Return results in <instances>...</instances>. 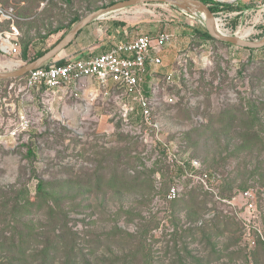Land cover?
<instances>
[{
    "label": "rangeland",
    "instance_id": "rangeland-1",
    "mask_svg": "<svg viewBox=\"0 0 264 264\" xmlns=\"http://www.w3.org/2000/svg\"><path fill=\"white\" fill-rule=\"evenodd\" d=\"M117 1L0 0V31L12 20L20 31V54L0 53V71L27 64L75 18ZM247 5L236 29L235 14L214 15L219 31L261 40L264 0ZM198 22L165 2L140 4L90 22L81 44L76 37L67 48L76 55L95 45L96 54L134 33L173 31L145 85L154 129L113 84L45 91L27 87V74L0 78V243L15 235L10 255L37 264L32 255L48 247L50 264H264V49L201 40ZM178 159H196L191 172L217 175L219 187L182 176ZM40 179L66 182L52 190L56 202L41 198L14 221L3 206L15 196L8 191L27 187L35 201ZM172 185L181 188L176 199Z\"/></svg>",
    "mask_w": 264,
    "mask_h": 264
},
{
    "label": "built area",
    "instance_id": "built-area-1",
    "mask_svg": "<svg viewBox=\"0 0 264 264\" xmlns=\"http://www.w3.org/2000/svg\"><path fill=\"white\" fill-rule=\"evenodd\" d=\"M222 3L238 5L239 0H215ZM233 12L232 14H238ZM0 15L7 16L0 7ZM201 23L203 21L200 20ZM20 31L12 20L9 29L0 31V52L18 55V37ZM176 35L171 30L158 34L138 33L98 54L83 57H68L64 63L52 62L43 64L28 72L26 86L29 88L56 91L61 89H80L85 83L93 81L101 86L110 84L121 87L130 100L140 110L143 123L154 129L156 121L153 116V102L145 85L148 77L162 64L164 52ZM176 167L182 176L196 179L207 190L214 191L219 187L221 179L212 173L204 172L195 175L191 171L198 168L196 159H178ZM179 185H172L169 199H176L180 195ZM252 206V205H251Z\"/></svg>",
    "mask_w": 264,
    "mask_h": 264
},
{
    "label": "trees",
    "instance_id": "trees-1",
    "mask_svg": "<svg viewBox=\"0 0 264 264\" xmlns=\"http://www.w3.org/2000/svg\"><path fill=\"white\" fill-rule=\"evenodd\" d=\"M42 1H44V0H41V2ZM202 1L209 6L210 10L213 12L214 15H218L220 13L239 12L238 14L231 17L232 19H231L230 25H231L232 29H236L238 24H240V21H241L240 19H241L243 12L245 10V8L243 9V7H241V5L222 3V2L215 1V0H202ZM67 2H70V0H67ZM79 20H80L79 17L75 18L72 21V23L68 29H71ZM61 28L55 29V30H53V32H57L58 30H61ZM192 28L195 31V35H198L201 38V40H204V41L215 40V38L210 35V33L207 30V27L204 23L198 22L197 24H194ZM64 36L65 35H61L59 37V39L56 41V43L60 39H62ZM225 43L231 44L228 42H225ZM262 48L264 49V47H262ZM49 49L50 48H48L46 50L38 51L34 55L32 60L43 55ZM247 49H249V48H247ZM250 50H254V49H250ZM26 52H27V47H24V51H23V53L25 54L24 56H26ZM64 62H65V60L62 59V60L58 61V64H62ZM50 63H52V60L49 61L47 64H50ZM29 154L30 155L34 154V151L31 148H29ZM65 182L66 181H62V180H60V181L59 180L49 181V180H44V179L38 180V183L36 186V200L35 201L31 200V197L29 195V189H27V187H22V188L16 190L14 188V185H13L11 187V189L8 191V193H15V196L13 198L10 197V198L6 199L5 201H3L4 202L3 206L7 207L9 213L11 214V218L17 222V221H19V219L25 218V216L27 214H29V212H30L28 210L29 206L35 205L37 203V201L40 200L41 198H44L47 196V197L52 198L56 202L57 199H54V197H51L53 194L52 190H55V187H62ZM57 183L59 184V186H57ZM21 193L23 194V196L20 197ZM47 205H48V208L50 210H53L52 205H49V204H47ZM22 210H23V212H22ZM10 241H11V243H7V244L0 243V245H3L1 250H7L6 254L2 255L0 253V264H15V262H18L20 264H22V263L25 264L26 260H27L26 253H22V255L26 256L24 260L23 259H17L15 257H13V255H10L11 251L14 250V248H16L15 244H14L16 242L15 235L10 236ZM17 248H19V245H17ZM47 248L48 247H45L40 252V254L37 255L36 257L34 254L32 255L35 261H37L36 258L39 257L40 261L37 264H50V262L52 263L54 261L53 257H51V255L49 253V249H47ZM54 249L56 251H58V249H59L58 243H57V247H55ZM17 252H19V251H17ZM49 259H51V260H49Z\"/></svg>",
    "mask_w": 264,
    "mask_h": 264
},
{
    "label": "water",
    "instance_id": "water-1",
    "mask_svg": "<svg viewBox=\"0 0 264 264\" xmlns=\"http://www.w3.org/2000/svg\"><path fill=\"white\" fill-rule=\"evenodd\" d=\"M152 2H165L175 7H178L179 9L189 13L193 17H198L206 25L210 35L219 41L228 42L233 45L245 47L249 49H258L264 47V35L261 40L252 41L249 39H245L241 36H238L236 34H228L217 30L214 23V19H215L214 14L210 10L209 6L205 4L202 0H120L108 6L101 7L91 12L83 19L79 20L62 39H60L54 46H52L43 55L37 57L36 59L28 62L27 64L17 69L10 71H0V78L5 79V78L22 77L28 74L29 71L49 62L54 57H56L63 49L69 46L74 40V38L77 36V34L90 22L126 7H131L140 4H148ZM187 4H194L199 6L203 10V12H205L206 17H202L198 14L193 13Z\"/></svg>",
    "mask_w": 264,
    "mask_h": 264
},
{
    "label": "crops",
    "instance_id": "crops-1",
    "mask_svg": "<svg viewBox=\"0 0 264 264\" xmlns=\"http://www.w3.org/2000/svg\"><path fill=\"white\" fill-rule=\"evenodd\" d=\"M248 2H249V0H242L241 1V7H243V9L245 8V10H244V12H243V14H245L246 12H248L249 10H248ZM252 7V6H251ZM249 8L250 10L252 9V8ZM252 10H254V9H252ZM80 33V32H79ZM78 33V34H79ZM78 34H77V39L75 40V42H79L78 44H81V42H80V40H79V38H80V36L78 37ZM136 34H138V33H136ZM81 35V34H80ZM133 35H135V33L134 34H132L130 37H132ZM75 37V38H76ZM74 38V39H75ZM129 38V37H128ZM125 40V39H124ZM106 41H108L107 39L106 40H104L103 41V44L104 43H106ZM74 42V40L72 41V43L69 45V46H71L72 45V47L74 46V44L75 43H73ZM69 46H67L65 49H63L62 51L64 52V53H59L56 57H58V60L57 61H55L56 63H58V61L59 60H66L67 59V57L66 56H69V55H71V54H73V53H71L72 51H71V48H69V49H67ZM95 48V45L93 46V45H91V46H81V51L80 52H78V54H76V55H71L70 57H83V56H87V55H90V54H93L92 53V50ZM109 48V47H108ZM107 50V49H106ZM0 53H2V52H0ZM165 53V52H164ZM60 54H62V55H60ZM96 54H98V53H96ZM56 57H54L53 59H55ZM52 59V60H53ZM51 61V60H50ZM48 63V62H47Z\"/></svg>",
    "mask_w": 264,
    "mask_h": 264
},
{
    "label": "bare ground",
    "instance_id": "bare-ground-1",
    "mask_svg": "<svg viewBox=\"0 0 264 264\" xmlns=\"http://www.w3.org/2000/svg\"><path fill=\"white\" fill-rule=\"evenodd\" d=\"M187 5L190 8V10H192L193 13L198 14L202 17H206L205 12H203V10L199 6L194 5V4H187ZM215 26H216V29L219 30V27L216 24H215ZM228 32H230V31H228Z\"/></svg>",
    "mask_w": 264,
    "mask_h": 264
}]
</instances>
